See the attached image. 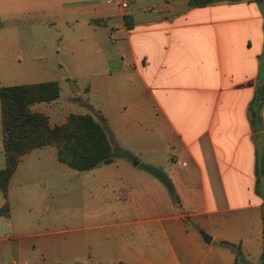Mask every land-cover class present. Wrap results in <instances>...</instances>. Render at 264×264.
Instances as JSON below:
<instances>
[{
    "label": "crops",
    "instance_id": "0c3cea01",
    "mask_svg": "<svg viewBox=\"0 0 264 264\" xmlns=\"http://www.w3.org/2000/svg\"><path fill=\"white\" fill-rule=\"evenodd\" d=\"M119 1L0 0V39L10 26L34 38L42 30L63 31L65 46L80 63H86L93 42L102 70L83 89L95 86L99 104L81 102L94 116L98 110L106 117L114 146L121 148L118 137L129 139L134 119H145L146 131L165 135L179 166L166 170L177 203L162 225L168 254L137 256L131 264H235L223 241L239 243L245 259L260 264L264 191L258 182L264 176L256 166L264 154V0L192 7L187 0H129L126 6ZM102 27L106 35L98 32ZM256 96L260 119L252 114ZM39 111L57 123L51 121L53 110ZM46 146L54 152L50 144L34 147L10 177L9 214L0 211V264H35L38 258L39 231L14 209L11 195L26 166L41 162V154H32ZM3 203L0 191V208Z\"/></svg>",
    "mask_w": 264,
    "mask_h": 264
},
{
    "label": "rangeland",
    "instance_id": "374dc122",
    "mask_svg": "<svg viewBox=\"0 0 264 264\" xmlns=\"http://www.w3.org/2000/svg\"><path fill=\"white\" fill-rule=\"evenodd\" d=\"M98 29L106 35V27ZM42 32L39 38L27 37L19 27L10 26L0 39V84L57 79L58 98L36 102L34 108L53 110L52 122L70 111L91 112L81 101L99 104L95 86L89 92L83 89L102 70L97 45L90 42L86 63H80L65 46L63 31ZM132 122L129 139L117 138L121 146H115L117 156L91 169L77 170L60 162L49 146L32 154L31 158L41 154V162L26 166L11 198L14 209L28 215L39 231L35 264H118L117 258L131 264L137 256L141 260L167 256L162 225L169 221L166 215L176 212L175 187L170 190L144 165L166 173L177 163L159 129L152 134L146 131L145 119ZM258 188L264 191V178Z\"/></svg>",
    "mask_w": 264,
    "mask_h": 264
},
{
    "label": "trees",
    "instance_id": "16d2710c",
    "mask_svg": "<svg viewBox=\"0 0 264 264\" xmlns=\"http://www.w3.org/2000/svg\"><path fill=\"white\" fill-rule=\"evenodd\" d=\"M216 1L221 0H187V5L202 6ZM59 89L56 79L0 85L1 139L4 151V165L0 168V191L4 203L0 211L6 215L9 214L10 177L22 155L34 147L53 145L57 159L77 170L91 169L109 163L117 156L107 119L98 110H94L96 116L90 112L71 111L63 121L51 123L47 113L31 109L30 106L36 102L56 99L59 96ZM261 105L262 102H258L256 96L252 114L258 119ZM256 167L258 173L264 176V154L258 155ZM144 168L173 190L171 179L162 169L146 163ZM261 237L259 258L261 264H264V216ZM223 242L234 252L235 264L248 262L239 243ZM118 264L123 263L120 261Z\"/></svg>",
    "mask_w": 264,
    "mask_h": 264
},
{
    "label": "built area",
    "instance_id": "2783aa9c",
    "mask_svg": "<svg viewBox=\"0 0 264 264\" xmlns=\"http://www.w3.org/2000/svg\"><path fill=\"white\" fill-rule=\"evenodd\" d=\"M128 1L129 0H121V1H119V3L121 6H126L128 4ZM177 162H179V159H177Z\"/></svg>",
    "mask_w": 264,
    "mask_h": 264
},
{
    "label": "water",
    "instance_id": "95a60500",
    "mask_svg": "<svg viewBox=\"0 0 264 264\" xmlns=\"http://www.w3.org/2000/svg\"><path fill=\"white\" fill-rule=\"evenodd\" d=\"M202 235H203V238H204V240H205L206 242H209V241H210V236H209V235H207V234H205V233H203ZM262 263H263V262H262Z\"/></svg>",
    "mask_w": 264,
    "mask_h": 264
}]
</instances>
